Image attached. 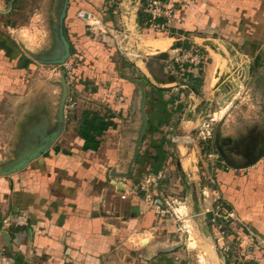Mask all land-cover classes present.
<instances>
[{"label":"rangeland","instance_id":"obj_1","mask_svg":"<svg viewBox=\"0 0 264 264\" xmlns=\"http://www.w3.org/2000/svg\"><path fill=\"white\" fill-rule=\"evenodd\" d=\"M99 1H102V5L96 9L99 13L96 14L91 7H98L96 3ZM225 1L166 0L164 3L168 6L167 13L164 17H160L162 21L158 22L159 25L164 24L163 28H156L149 25V20V23L143 27H139L136 23L137 10L142 7L144 11L148 0H145L144 5L140 0H68L67 6H71L73 20L72 23L65 25L64 17L62 32L70 44V55L63 63L55 64L43 63L39 60L56 58L62 52L56 35L57 17L62 0H0V41L3 40L16 52L18 65L23 60V63L33 66L34 70L25 74L27 81L41 82V87L44 88L43 94L50 93V96L57 98V101L63 96V86L65 87L63 104L58 105V111L62 115L61 125L66 124L65 129L71 126L74 133L77 132L81 127L80 117L85 111L92 130L95 124L93 118L97 119L99 116L106 118L105 127L109 128L110 132L104 141L108 142L112 151L116 152L115 166L121 169L116 175L124 178L126 182L132 175L133 169L135 178L133 190L138 194L142 193L143 198L148 195L150 198L161 200L164 208L168 210L164 216H161L148 206L160 219L161 226L149 230L146 238L150 240V244L156 246L153 247L154 258L160 256L159 253L176 256L170 264H223V260L232 255L240 258V262L254 258L257 260L260 257H256L257 253L260 254V250L247 252L250 244L247 234L240 233L234 239L227 236L230 229L229 222L233 219L224 223L221 240L224 244L221 248H217L215 236L218 238V233L208 223L210 215L204 209L206 206L210 207L208 203L212 200L211 196L222 193L216 190L217 186L214 183H211L213 194L210 191L202 192L204 189L202 187L209 183L204 180L203 185H199L196 177V162L214 160L216 164L219 160L215 146L220 150H224L223 146H225L219 143L220 139L231 143L229 150H224L227 154L228 169H232L231 165H244L256 158L264 159V27L256 24L257 18L251 17L255 15L252 11L248 17L247 9L240 7L238 2L244 0L231 1L232 5L236 3L237 6V9H232L231 12L232 15L237 12V17L232 19L235 21L232 26L233 32L237 33L235 39L226 41L229 45L217 40L215 43L218 42V46L215 47V52L210 47L206 49L207 64L203 68L202 83L198 89L203 105L193 103L187 110L182 108L179 115L171 119L168 124H164L166 129L171 128L168 126L170 124L174 127L177 124L176 119L186 114L185 117L183 116L185 119L181 127L177 125L171 130L175 137L165 138L156 134L157 138L151 140L145 135L149 129L148 122L145 133L136 146L139 122L131 139L133 145L127 147L129 138L124 134V129L129 128L130 117L129 114L128 118L121 116L120 106L129 100V95L133 99L140 98L144 93L145 98L156 103H159L158 101L164 96L170 97L171 93L177 95V91L174 89L173 91L172 88H179L178 86L166 91L143 82L146 74H150L154 81L171 76L163 69L162 63L165 58L157 59L151 56L165 49L163 42L167 37L175 35L172 31L173 26L186 22L191 24L193 20L203 18L204 25L207 26L204 29L209 31L211 9L215 2L223 4ZM205 5L208 10L205 11L207 15L203 17L206 7L201 10L198 8ZM253 9L257 10V6H253ZM80 12L83 14L89 12L91 15L82 18L79 16ZM187 16L189 19L186 18ZM108 17H111L110 22ZM104 19H107V22ZM243 31L247 33L243 34ZM212 33L204 32L201 35L218 37L216 39L223 38L220 36L221 33ZM156 43L158 44L153 49L152 45L155 46ZM206 69L211 73L208 83L203 77L207 72ZM174 78L177 83L183 82L181 80L183 77L174 76ZM138 81H141L143 89ZM185 81L191 84L190 79ZM123 84H132V91L125 90ZM187 96L182 98L183 101H187ZM130 104H133V101ZM162 106L165 108V105ZM167 108L172 110L171 113L174 112L171 106ZM137 110L136 107V111L133 112L135 115L139 113ZM144 112L146 114L145 109ZM202 126H207L206 128L210 130L209 139H200L198 132ZM179 134L184 135L185 138L178 137ZM209 145L212 146V150ZM163 147L169 148L167 154L162 150ZM135 149L137 153L131 163L132 169L129 176H125L128 171H124V168H127V161L130 162L134 156ZM144 152H146L145 156ZM208 153H212L214 157L213 155L208 157ZM178 160L185 180L190 186L187 193L182 189L179 171L176 168L175 163ZM187 162L189 165L192 164L190 168ZM110 172L116 173L114 168ZM161 172L162 175L159 177L158 174ZM241 172L243 171H238L237 174ZM156 178H159L158 182L156 181L159 192L152 186ZM193 197L202 204L206 203V206L203 205L201 210L195 212ZM214 200L212 203L214 211L221 213L220 199ZM222 208L230 211L226 205ZM236 230L234 228L235 232ZM254 234L258 237L260 249L264 250V233ZM128 238L127 245L121 250L125 259L135 260L146 256L147 253L152 256L153 253L142 249L143 241L139 239L140 235L138 237L129 235ZM229 241L233 242H231L232 248Z\"/></svg>","mask_w":264,"mask_h":264},{"label":"crops","instance_id":"obj_2","mask_svg":"<svg viewBox=\"0 0 264 264\" xmlns=\"http://www.w3.org/2000/svg\"><path fill=\"white\" fill-rule=\"evenodd\" d=\"M231 1L226 0L223 4L215 2L213 8L211 6L209 31L204 29L207 26L204 25L203 18L195 19L191 24L186 22L179 24L180 26H173L172 31L175 35L167 37L163 42L165 49L157 51L155 55L164 53L166 58L175 48L183 50L194 48L206 54L207 47H210L206 43L216 47L217 40L229 45L226 41L235 39L237 34L233 32L232 27L235 23L232 19L237 17V12L231 14L232 9L236 10L237 6L236 3L232 5ZM101 3L102 1H99L96 3L98 7H91L94 13L99 14L96 9L100 8ZM238 3L241 8L247 9L248 17L252 11L255 15L251 17L257 18L256 24L264 27V0H244ZM253 6H257V10L253 9ZM203 7L205 8L206 5L198 9L201 10ZM207 10L206 7L203 17L207 15L205 13ZM90 15L86 12V16ZM186 18L189 19L188 16ZM72 20L71 6H67L65 25L72 23ZM105 20L107 22V19ZM108 21H111V17H108ZM204 32L221 33L220 36L225 40L202 36L201 33ZM15 56L16 52L10 49V45L1 40L0 264H170L176 256L159 253L161 255L154 258L153 247L156 246L150 244V240L146 238L149 230L160 228L161 221L145 204L144 198L141 197L142 193L138 194L133 190L135 178L132 166V175L126 182L125 180L122 182L123 189L127 191L126 197L120 198V194L123 193L122 187L115 190L112 186L113 178L120 177L112 175H116L117 171L121 172V169L115 166L116 152L112 151V147L104 141L110 132L109 128L105 127L107 119L100 116L97 119L93 118L95 124L92 130L85 111L80 117L81 127L77 132L74 133L71 126L65 129L66 124L61 125L59 122L58 105L61 98L57 101V98L50 96V93L43 94L44 88L41 87V82L27 81L25 74L32 72L34 68L29 63H23V60L18 65L19 59ZM206 64L196 68L193 74H186L185 78H181L183 82L180 83H177L174 76H165L154 81L150 74L144 75L143 82L157 86L159 89L168 91L171 87H179L172 88L177 91V95L171 93L170 97L164 96L158 101L159 103L145 98L144 109L149 122L146 137H150L151 140L157 138L156 134L165 138L175 137L171 130L177 125L181 127L186 114L182 116L183 118L176 119L177 124L174 127L170 124L168 126L171 128L166 129L164 124H168L171 119L179 115L182 108L187 110L193 103L203 105L198 89L201 87V74ZM137 67L141 69L140 66ZM141 71L143 72L142 69ZM210 75L207 70L203 76L205 82L208 83ZM185 79H190L191 84H187ZM211 83L210 79V87ZM122 86L130 92L133 89L132 84ZM185 95H188L187 101L182 99ZM140 100L141 97L132 99L129 95V100L120 106L121 116L128 118L129 114L130 117L128 119L131 125L128 124L129 128L124 129V134L129 138L127 147L133 145L131 142L133 132H136L140 122L139 113L136 115L133 113L136 107L137 112L139 111ZM132 101L135 106L130 104ZM162 105H165V108ZM167 106H171L174 112L171 113L172 110H168ZM130 107L131 110H128ZM178 137L185 138L180 134ZM219 143H222V139ZM223 144L225 151L231 147V143L226 140ZM168 149L163 147L162 150L167 154ZM210 149L212 150V146ZM215 150L219 160L213 165L210 160L196 162V177L199 185H203L204 180L210 184L203 186L202 192L212 193L211 190L214 189L211 183H214L217 186L216 190L222 194L211 196L212 200L208 203L210 207L197 200L198 210L204 205L207 214L211 213L214 209L212 205L214 199L219 198L220 205L222 207L226 205L234 216L229 222L230 229L227 234L229 238L234 239L245 232L244 227L262 235L264 233V159L258 160L246 169L230 167L228 169L222 153L226 159L227 154L216 146ZM145 154L146 152L144 156ZM127 162L124 171H128L129 161ZM177 162L183 173L179 160L175 163L177 170ZM113 168L115 174L110 172ZM238 171L243 172L237 174ZM158 175L160 177L162 172ZM179 176L182 189L187 193L190 186L187 182L189 188L186 190L180 173ZM158 179L156 178L152 184L155 191H158ZM147 189L149 190V186ZM5 217L9 219V225L6 226L2 224ZM129 235L131 237L140 235L139 239L143 241L142 249L153 253L152 256L147 253L146 256L143 255L144 257L135 260L125 259L121 250L127 245ZM231 242L229 241V245L232 248L233 242ZM259 256L260 254L257 253L256 257ZM223 264H259V262L255 258L240 262V258L232 255L223 260Z\"/></svg>","mask_w":264,"mask_h":264},{"label":"built area","instance_id":"obj_3","mask_svg":"<svg viewBox=\"0 0 264 264\" xmlns=\"http://www.w3.org/2000/svg\"><path fill=\"white\" fill-rule=\"evenodd\" d=\"M167 7H168L167 4L164 3L163 0H148L144 11L149 16L148 20L150 22L149 23L150 26H153L156 28H159V27L163 28L164 24L162 23L159 25V23L156 22V20L157 18L164 17V15H166ZM84 15L85 14H83V12H80L79 14V16L82 18L85 17ZM205 63H207V56L201 53L198 49L193 48L190 50H183L181 48H175V49H172L170 54L163 60L162 65H163L164 71L168 73L169 75L185 78L186 74H190V73L193 74L196 68H199L202 64H205ZM206 127L202 126L200 131L198 132V135L201 140L210 138V130ZM212 155H213L212 153H208V157H211ZM210 163L211 165H213L214 160H210ZM114 178H117V179H114ZM114 178L112 181L114 188L115 190H119L118 187H122V184H123L122 182H124V179L121 177H114ZM117 184L118 185L120 184V185L117 186ZM122 191L123 193L120 194V198L123 199L126 197L127 191L123 189V187H122ZM144 201H145V204L149 206L150 208H152L153 211L158 215L164 216V214L168 212V210L164 208L162 201L159 199L150 198L148 197V195H146L144 198ZM233 218H234L233 213L230 211H227V209H223L222 207H221V213H219V211H214V209L211 210V215L207 221L212 227H214L217 230L216 233H218V238L217 236L215 237L217 239L216 245L218 249L221 248L222 245L224 244V242L221 241L223 238V234H224V230H223L224 223H227L229 220ZM2 224L4 226L9 225V219L5 217L2 220ZM244 229L246 231L242 233L244 235L247 234V236L249 237V243H250L248 246L247 252H250V250L251 251L260 250V257L257 259V261L259 262V264H264V250L260 249L261 245L259 244V241H257L258 237L253 232H251L247 227H244ZM254 242L256 243L253 244Z\"/></svg>","mask_w":264,"mask_h":264},{"label":"water","instance_id":"obj_4","mask_svg":"<svg viewBox=\"0 0 264 264\" xmlns=\"http://www.w3.org/2000/svg\"><path fill=\"white\" fill-rule=\"evenodd\" d=\"M67 4H68V0H62V3H61V6H60V10L58 12V17H57V20H58V28L56 30V35L59 39V42H60V45H61V48H62V52L58 55V57L56 58H51V59H47V60H39L43 63H55V64H60V63H63L64 60L70 55V44L68 42V40L66 39V37L64 36L63 32H62V23H63V19L66 15V9H67ZM86 17V14L84 15ZM208 44L212 49L215 48L211 43H206ZM140 86H141V89H143V86H142V83L141 81H138ZM144 91V90H142ZM65 87L63 86V96L61 97V102H60V105L62 106V101H63V97L65 95ZM144 100H145V95L144 93L141 94V100H140V105H139V114H140V126H139V130H138V134H137V138H136V146L139 145L144 133H145V130H146V127H147V124H148V120H147V117H146V114L144 112ZM60 106V107H61ZM61 120H62V115L61 113H59V122L61 124ZM224 141H222L223 143ZM134 156L132 157V159H130V162H129V167H128V173L125 174V176H129V173H130V170H131V163H133V159L136 157V153H137V150L135 149L134 150ZM223 155V154H222ZM226 163L228 164V161L226 159V157L223 155ZM258 160L257 158L253 161H250L249 163L247 164H244V165H231L232 168H246L252 164H254V162ZM177 167H178V171L179 173L181 174V179L184 183V186L186 188V190L189 188L188 184H187V181L185 180V176L183 175L182 171H181V168L179 166V163L177 162ZM113 176H119V175H113ZM192 202H193V208H194V211L197 212L198 211V201L197 199H195L194 197L192 198Z\"/></svg>","mask_w":264,"mask_h":264},{"label":"trees","instance_id":"obj_5","mask_svg":"<svg viewBox=\"0 0 264 264\" xmlns=\"http://www.w3.org/2000/svg\"><path fill=\"white\" fill-rule=\"evenodd\" d=\"M141 4L144 5L145 0H140ZM165 1V0H163ZM136 17H137V24L139 25V27H143V25H147L148 22V14L146 12L143 11V8H139L136 12ZM157 22L162 21L161 18H157L156 20ZM166 55L164 53L158 54L157 56H155L157 59H164ZM208 215H211V213H209Z\"/></svg>","mask_w":264,"mask_h":264},{"label":"bare ground","instance_id":"obj_6","mask_svg":"<svg viewBox=\"0 0 264 264\" xmlns=\"http://www.w3.org/2000/svg\"><path fill=\"white\" fill-rule=\"evenodd\" d=\"M133 1V0H132ZM218 43V42H217ZM158 43H156L155 44V46L154 45H152V47H153V49H154V47H156V45H157ZM165 44V43H164ZM160 45V44H159ZM165 46V45H164ZM161 47V46H160ZM216 48H213L212 50L215 52L216 50H215ZM223 51H224V49H223ZM212 55V54H211ZM225 56V55H224ZM216 56L214 55V58H215ZM187 161H189V160H187ZM190 162V161H189ZM189 162H187V165H189ZM185 164H184V162H183V166H184ZM186 165V166H187ZM190 166H192V164L191 165H189V168H190Z\"/></svg>","mask_w":264,"mask_h":264}]
</instances>
